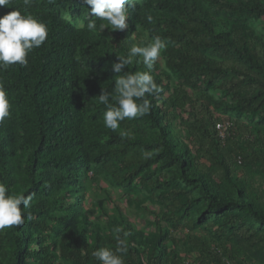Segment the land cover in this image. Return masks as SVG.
I'll list each match as a JSON object with an SVG mask.
<instances>
[{
    "label": "trees",
    "instance_id": "1",
    "mask_svg": "<svg viewBox=\"0 0 264 264\" xmlns=\"http://www.w3.org/2000/svg\"><path fill=\"white\" fill-rule=\"evenodd\" d=\"M134 2L127 37L110 27L89 33L76 26L86 12L82 0H33L27 8L13 0V8H0V16L16 8L48 28L26 66L0 68L11 104L0 123V183L11 195L35 194L25 223L0 231V264H100L92 253L115 251L116 227L130 233L124 264H264V34L238 19L264 17V0ZM153 35L166 40V65L186 78L165 99L167 84L154 67L160 92L146 94L149 114L107 129L96 97L114 87L111 65L128 45L143 46ZM146 70L135 61L124 69ZM192 75L206 89L198 107L185 85ZM214 89L230 102L210 97ZM186 107L185 120L175 109ZM222 110L233 113L230 123ZM122 130L129 135L122 137ZM139 161L169 169L171 183L189 187L164 181L173 197L161 202L162 220L176 224L184 212L200 225L222 219L219 229L226 227L221 232L230 242H218L220 232L190 234L183 249L163 223L152 232L134 226L112 191L98 187L123 190L134 203Z\"/></svg>",
    "mask_w": 264,
    "mask_h": 264
},
{
    "label": "clouds",
    "instance_id": "2",
    "mask_svg": "<svg viewBox=\"0 0 264 264\" xmlns=\"http://www.w3.org/2000/svg\"><path fill=\"white\" fill-rule=\"evenodd\" d=\"M12 3L13 0H0V8H13ZM22 3L27 8L32 5L33 0H22ZM82 4L86 6V12L80 18V27L89 33L97 30L103 32L109 27L112 31L125 30L128 27L126 20L130 16V9L135 7L134 0H82ZM14 9L0 16V68L14 64L26 66L29 53L40 48L48 38L46 24L31 14H22L20 10ZM151 19L149 16L148 20ZM97 21L101 23L98 25ZM166 47L164 38L153 35L143 46L132 43L128 45L125 55L116 56L117 62L111 65V71L115 74L114 87L111 91L102 89L96 97L105 107L102 122L107 129L116 131L120 128V122L149 114L151 103L146 94L151 96L160 92L152 70ZM134 61L142 62L147 70L124 71ZM10 108L8 94L0 84V123L9 117ZM120 135L125 137L129 133L122 130ZM144 155L147 158L150 153ZM34 195L8 194L7 186L0 183V231L25 223V210L31 207ZM114 231L117 242L115 251L103 247L92 253L100 264H124L123 255L128 250L126 238L130 233L123 231L121 227H116ZM121 232L124 238H121Z\"/></svg>",
    "mask_w": 264,
    "mask_h": 264
},
{
    "label": "rangeland",
    "instance_id": "3",
    "mask_svg": "<svg viewBox=\"0 0 264 264\" xmlns=\"http://www.w3.org/2000/svg\"><path fill=\"white\" fill-rule=\"evenodd\" d=\"M204 7L207 8L206 3L204 4ZM207 9L210 10L209 8ZM66 18L69 19L68 17ZM238 19L243 20L242 22L245 26L255 30L257 33L264 34V17H242ZM76 26H80V22H77ZM121 32L123 33V36H128V34H126V29ZM154 67H156V75H159L163 80V85L167 84L164 98L168 99L169 97H174L176 94L175 91L177 85H180L182 79H185L186 76L173 67L166 65V59L164 58L163 52L161 53V57L157 60ZM189 77H191V80L185 81V85L187 87V90L189 91L188 93L191 97V100L196 103L198 107L201 96L202 94H205L206 91L205 85L202 83L201 78L197 79L194 75ZM208 95L210 97H213L215 100L230 102L229 98L223 92H220L216 89L210 90L208 92ZM190 109V107H186L185 109L177 108L175 109V112L180 115L181 119L186 120L188 119ZM219 113L224 118L225 123H230V119L233 117V113L229 111L223 112V110ZM180 127V120L177 119L174 129H176V132H178L179 134L183 133V128ZM138 166L139 168H136L138 177L131 187L132 197L135 200V202L133 201L134 203L128 204L125 201L124 196L126 193L123 190L113 189L112 187L109 188L104 183H101V185L98 187L103 189L108 188L110 189V191H112V199L120 207L124 215L134 226L142 227L146 229V231L152 232L156 231L160 224L163 223V225H166V229L168 230L169 234L178 239V241L181 243L180 246L183 249H188V236L190 234L196 236H211L212 233L219 234L220 232L219 236L223 237V240H218V242H230L228 238L224 239L225 235L221 232L223 231V229H226V227L222 226L225 228L219 229L222 224V219H217L215 221L210 220L209 224L200 225L199 223H196L192 220L191 214L186 215L184 212V214L182 215L178 214V216L174 219V221H178V223L176 224L174 223L171 225L166 223L165 220H162V216L165 212V210H163L162 212V203H164L167 198L173 197V193L166 190L165 187L162 188L164 181H167V183L169 184L171 183L169 179L171 171L169 169L162 168L161 166H152L151 168H148L147 166H145V164H141L140 161ZM171 184L173 185V187H176L178 189L187 190L189 188L179 181ZM96 190L99 191V189L97 188ZM91 199L92 196L91 194H89L88 198L86 199V205L90 204ZM105 205L111 206V203L106 200Z\"/></svg>",
    "mask_w": 264,
    "mask_h": 264
},
{
    "label": "built area",
    "instance_id": "4",
    "mask_svg": "<svg viewBox=\"0 0 264 264\" xmlns=\"http://www.w3.org/2000/svg\"><path fill=\"white\" fill-rule=\"evenodd\" d=\"M226 130V127H223V129L220 131V137L224 139V132Z\"/></svg>",
    "mask_w": 264,
    "mask_h": 264
}]
</instances>
